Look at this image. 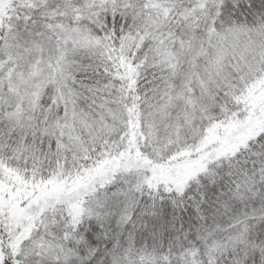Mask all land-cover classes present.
<instances>
[{
	"label": "snow or ice",
	"instance_id": "6c2138e0",
	"mask_svg": "<svg viewBox=\"0 0 264 264\" xmlns=\"http://www.w3.org/2000/svg\"><path fill=\"white\" fill-rule=\"evenodd\" d=\"M0 264H264V0H0Z\"/></svg>",
	"mask_w": 264,
	"mask_h": 264
}]
</instances>
